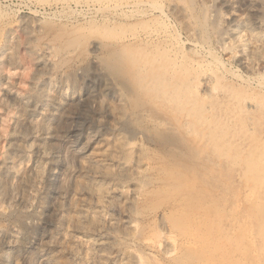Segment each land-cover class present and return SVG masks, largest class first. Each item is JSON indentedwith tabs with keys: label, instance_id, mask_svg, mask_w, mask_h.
I'll return each instance as SVG.
<instances>
[{
	"label": "rangeland",
	"instance_id": "1",
	"mask_svg": "<svg viewBox=\"0 0 264 264\" xmlns=\"http://www.w3.org/2000/svg\"><path fill=\"white\" fill-rule=\"evenodd\" d=\"M139 1L0 0V264H32L46 242L65 262L54 208L66 143L111 138L118 98L120 132L141 136L150 167L141 233L174 235L171 257L157 246L149 263L264 264V0L116 8ZM46 120L45 183L25 213L11 197Z\"/></svg>",
	"mask_w": 264,
	"mask_h": 264
},
{
	"label": "bare ground",
	"instance_id": "2",
	"mask_svg": "<svg viewBox=\"0 0 264 264\" xmlns=\"http://www.w3.org/2000/svg\"><path fill=\"white\" fill-rule=\"evenodd\" d=\"M82 3L79 1L78 7L92 9L90 3ZM143 4L145 2L141 0L135 4H117L116 8L122 13L125 10L133 11L134 7L148 6ZM44 62H40L39 65H45ZM122 107L123 100L118 98L111 112L112 118L116 119L114 120L116 124L111 129V138L108 136L109 139L102 140L99 136L88 135L84 143L82 139L66 141L68 143H66L64 162L66 170L61 180L58 202L54 208L55 220L57 223L60 222L58 236L63 242L61 256L65 262H61L62 264H150L148 257L157 246L165 255L171 257L173 254L167 247L174 241V237H172L173 234L170 236L165 229L163 230V223L159 224L162 229L156 232L158 233L156 242L155 236L153 239L152 236L141 233L140 219L144 212L140 214L139 209L150 194L149 184L145 181L150 167L143 157L144 143L141 138L139 139L140 135H124L120 132L118 122H122L124 108ZM43 122L33 131V136L43 143L37 148L39 160L22 177L24 185L21 186L22 190L19 189L18 196L11 195V201L25 213L34 209L38 192L45 183L46 174L42 161L47 158L44 141L49 139L50 130L47 126L48 121ZM71 132L75 133V130L72 129ZM100 142L104 143V148L99 151L98 156H93L92 151ZM8 167L10 166H6V171ZM69 188L72 190L70 191ZM11 191L14 193L17 189L13 188ZM4 204V197L0 194V207L4 208ZM16 235L15 229L10 232L4 248H13ZM54 250V246L46 242L45 251L40 252L32 264H60L54 260Z\"/></svg>",
	"mask_w": 264,
	"mask_h": 264
}]
</instances>
